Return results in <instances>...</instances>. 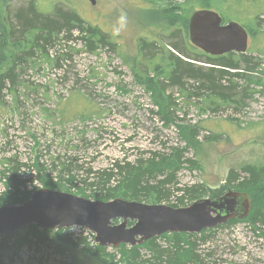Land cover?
<instances>
[{"label":"rangeland","instance_id":"rangeland-1","mask_svg":"<svg viewBox=\"0 0 264 264\" xmlns=\"http://www.w3.org/2000/svg\"><path fill=\"white\" fill-rule=\"evenodd\" d=\"M28 1L10 0L8 11L2 10L0 38L3 27H10L8 12L13 18ZM32 1L39 11L50 15L56 14L60 4V0ZM243 1H246L244 5L236 4L234 8L231 4L224 13L219 7H209L252 32L245 52L224 55H231L235 62L251 56L257 62L250 71H243L242 79L233 80L245 90V97L238 99L240 92L232 99L234 102L222 104L211 94L189 97V89L170 87L159 94L154 88L166 72L155 69L156 62H147L149 58L145 54L150 49L144 44L159 40L164 54L158 55L167 54L166 44L173 39L171 35L175 34V40L184 31L187 34L183 26H187L190 15L188 5L174 7L172 2L168 6L163 2L164 7L159 11L147 0H95L94 4L89 0H65L64 9H73L87 24L97 27L105 40L93 52L83 42L59 40L48 47V57L37 52L22 68L15 69L18 83L14 92L4 91L0 104V172L7 165L6 158H13V168L27 164L19 167L18 175L23 178L28 172L35 174V164L46 168L51 175L56 172L53 163L59 169L61 162L72 163L76 159V164H82L83 168L102 170L110 168L114 160L134 162L138 156L144 158L156 151L162 158L180 156L178 165H172L164 174L172 176L167 185L172 192L175 184L214 190L225 183L231 168L251 165L257 171L264 170V0ZM122 9L128 13L129 27L116 39L109 32ZM259 9L263 14L257 18L263 21L258 29L251 10ZM170 19H175L171 28L162 30L159 23ZM61 51L67 61L62 69H57L54 57ZM188 52L198 53L193 49ZM238 64L239 69L246 70L242 63ZM166 103L165 119L157 112ZM82 112L89 117L82 120ZM192 128L198 130L197 135L192 136ZM3 181L0 173V197L8 194ZM33 184L32 189L43 186L38 181ZM84 186L73 188L62 183L56 190L94 199L88 193L92 189ZM227 188V191L237 189ZM244 191L252 200L250 214L257 207L264 209V173L254 190ZM115 197L123 198L120 190ZM147 201L158 204L153 197ZM3 202L10 204L6 197ZM250 222L248 215L232 226L222 224L198 233V238L210 236L209 243H196L198 252L215 255L205 263L264 264L263 231L261 234ZM27 229L23 226L4 238L7 245L0 247V264H102L94 234L86 228H61L60 237H56L57 229L51 228L46 242L32 249L18 243ZM172 237V233H164L156 240L167 248ZM2 238L0 235V244ZM181 238L185 240V235L181 234ZM129 247H107L103 254L106 264H135L129 257ZM145 249V245L140 247L147 254Z\"/></svg>","mask_w":264,"mask_h":264},{"label":"trees","instance_id":"trees-1","mask_svg":"<svg viewBox=\"0 0 264 264\" xmlns=\"http://www.w3.org/2000/svg\"><path fill=\"white\" fill-rule=\"evenodd\" d=\"M147 1L152 5V8L155 7L159 11L162 10L160 7H164L163 2H166V6L172 2L174 7L188 5L190 14L196 9L209 8L210 6L219 7L224 13V11L229 10L231 4V7L235 6L234 8H236V4L244 5L246 3L243 0ZM9 2L10 0H0V14L2 10L8 11ZM59 3L55 15L44 14L39 11L32 0H29L25 6L19 8L13 14V18L8 12L7 22L10 27H3V37L0 38V104L3 103L4 91L9 90L14 92L13 89L18 83V73L15 69L17 67L22 68L23 64L33 59L37 52H40V54L43 53L48 57V51L50 49L48 47L59 40L64 41V43L74 41L83 42L85 48L91 52L95 51L100 43L104 42L105 35L101 34L97 27L89 23L87 24L73 9H64L63 4L65 0H60ZM157 3L158 5H155ZM224 6L227 8H224ZM251 12L255 16L252 20H254L255 26L259 29L263 20L257 17L263 14L262 10H251ZM222 18L223 22L228 21L226 14ZM186 21V18H184L183 22ZM174 22L175 19H170L167 22L162 21L159 23V27L162 30H168ZM242 26L245 27V25ZM183 27L186 28L187 34L184 31L183 35L175 38V40V34H172L171 38L173 39L167 41L166 46L168 48L166 50L167 54L165 55H158L159 53L164 54V51L160 49L159 40H153L150 45L144 44V47L150 49L145 54V57L149 58L147 62H156L155 69L166 72L160 82L154 84L157 92L159 94L165 93L169 87L170 89L176 88L179 90L189 89L187 91L189 97L197 96L200 93L204 96L211 94L219 98L222 104L234 102L232 99L237 97V94L240 92L242 94L239 95L238 99L244 98L245 90L240 89V86L234 84L233 80L242 79L244 76L243 71H250L255 67L257 62H254L253 57L245 56L235 62L230 57L231 55L229 56L230 58L225 55H208L190 44L188 40V28L186 25ZM248 32L252 34L251 29ZM67 47L69 48V46ZM188 49H193L198 53L191 54L188 52ZM157 50L158 52H156ZM239 56L241 55L239 54ZM66 61L67 59L64 53L61 51V53H57L54 57V66L57 69H62L63 63ZM239 62L244 65L246 70L238 68ZM216 109L213 108V110ZM167 111L168 104L166 103L165 107L162 110H158L157 113L166 119ZM80 117L83 120L88 118L89 114L82 112ZM190 132L192 136H195L198 130L192 128ZM56 158L58 160L60 159L58 156ZM11 160L13 158L5 159L7 165L0 172L2 179H4V190L8 193L6 196H4L5 194L1 195L0 205L5 204L3 202L4 197L10 201V204L22 203L36 189L30 188L32 185H35L33 182L38 181L43 185L41 187L51 189L59 188L62 186V183L67 187L73 185V188H77L78 185L83 184L85 188L87 186L92 189L87 191L90 193L89 196L94 199L110 200L115 198V195L120 190L123 198H129V200L149 203L147 199L153 197L154 202L158 204L163 203L172 207H184L194 200L200 199L201 195L204 194L212 198L218 197L227 191V186L237 188L234 190L241 192H246L244 190L248 188L254 190L256 185L261 182L262 173H264V170L257 171L251 165L240 166L236 169L231 168L227 173L225 183L214 190H209V188L204 190L203 186L199 185L177 186L175 184L172 186L173 189L171 188V192L167 185L170 183V177L172 176L167 177L164 174L166 169L172 167V165H178L180 161L178 154L167 159L160 157L156 151H151L144 158L138 156L134 162L123 159L114 160L110 168L102 170L83 168L82 164H76V159L72 163L61 162L62 164L59 169H57V164L53 163L52 169L56 170L54 175L49 174L46 168H40L38 164H35L33 165L36 170L35 174L32 175L28 172V176L23 178L18 175L19 167L27 164H19L13 168ZM78 190L83 189L78 188ZM247 195L251 199L250 194L247 193ZM249 219L251 221L250 224L255 228L257 227L256 230H260L261 234L263 231L264 235V209L257 207L249 215ZM238 221L237 219H232L224 225L232 226ZM128 224L130 225L132 222L128 221ZM24 226L28 228L27 233L18 240V243L19 245H25L28 249L43 245L48 238L47 234L49 232L47 231L57 229L56 237H60L62 231L58 227L42 229L36 227L34 224H26ZM15 231L3 234L2 243L0 244L1 248L7 245V242H4V238ZM202 231L205 232L207 229H203L200 232ZM181 234L185 235V240L181 238ZM197 234L172 233L173 237L170 239L172 242L167 248L158 245L156 239L160 237L159 235L143 242L141 245L130 246L127 251L130 254L129 257L132 262L135 264H206L215 255L209 256L211 252L206 253L208 256H205V254L201 255L197 250L196 243H199V241L202 244L209 243L210 238L208 237L210 236L200 235L198 238ZM142 245H145L147 254L140 250ZM119 246L126 248L127 245L121 244ZM182 247H184V253ZM96 249L97 253H99L98 255L101 256V263L106 264L103 254H105L107 246L102 247L97 244Z\"/></svg>","mask_w":264,"mask_h":264},{"label":"water","instance_id":"water-1","mask_svg":"<svg viewBox=\"0 0 264 264\" xmlns=\"http://www.w3.org/2000/svg\"><path fill=\"white\" fill-rule=\"evenodd\" d=\"M187 28L190 44L208 55L247 49L248 30L235 21L222 23V16L210 8L194 10ZM250 201L246 192L228 190L219 197H203L184 207H172L120 197L89 199L39 187L20 204L0 205V235L26 224L42 229L83 227L93 232L99 246H135L164 233H197L225 224L229 218H243L251 208Z\"/></svg>","mask_w":264,"mask_h":264},{"label":"clouds","instance_id":"clouds-1","mask_svg":"<svg viewBox=\"0 0 264 264\" xmlns=\"http://www.w3.org/2000/svg\"><path fill=\"white\" fill-rule=\"evenodd\" d=\"M128 27H129V16L128 13L122 9L119 12L118 16L116 17L113 24L111 25L109 34L113 38L118 39L121 36H123L124 33L127 32Z\"/></svg>","mask_w":264,"mask_h":264},{"label":"flooded vegetation","instance_id":"flooded-vegetation-1","mask_svg":"<svg viewBox=\"0 0 264 264\" xmlns=\"http://www.w3.org/2000/svg\"><path fill=\"white\" fill-rule=\"evenodd\" d=\"M220 196H222V195H220ZM219 197V196H218ZM250 211H251V208H250V210H249V212H248V214L245 216V217H243V218H237V217H233V218H229L228 220H227V222H226V224L228 223V221L229 220H232V219H237V220H240V219H245V218H247L248 217V215H250Z\"/></svg>","mask_w":264,"mask_h":264}]
</instances>
